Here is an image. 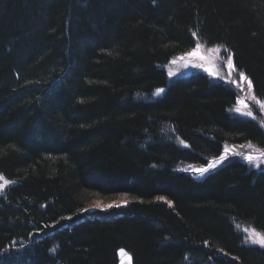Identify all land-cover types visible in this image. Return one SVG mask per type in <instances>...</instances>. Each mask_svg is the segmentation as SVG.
Returning a JSON list of instances; mask_svg holds the SVG:
<instances>
[{
	"label": "trees",
	"instance_id": "obj_1",
	"mask_svg": "<svg viewBox=\"0 0 264 264\" xmlns=\"http://www.w3.org/2000/svg\"><path fill=\"white\" fill-rule=\"evenodd\" d=\"M199 39L264 99V0H0V264H264V168L190 169L264 150L232 87L168 83Z\"/></svg>",
	"mask_w": 264,
	"mask_h": 264
},
{
	"label": "rangeland",
	"instance_id": "obj_2",
	"mask_svg": "<svg viewBox=\"0 0 264 264\" xmlns=\"http://www.w3.org/2000/svg\"><path fill=\"white\" fill-rule=\"evenodd\" d=\"M163 68L166 70L168 83L194 73H202L213 81L232 87L236 92V103L232 107V112L243 118L256 120L264 128V99L255 93L251 78L237 67L234 55L227 47L209 45L199 39L193 46L172 57ZM164 91L165 87L158 88L155 96L161 95ZM234 157L240 158L256 169L264 168V150L252 143H245L226 145L221 155L212 159L207 165L191 166L190 169L196 171L195 176L200 178ZM6 182L0 177V193L2 188L8 185ZM125 201V195H121L116 200L94 201L93 207L105 208L113 202L122 204ZM247 233L254 242L259 240V235L254 230L247 229ZM126 257L122 254V261Z\"/></svg>",
	"mask_w": 264,
	"mask_h": 264
},
{
	"label": "water",
	"instance_id": "obj_3",
	"mask_svg": "<svg viewBox=\"0 0 264 264\" xmlns=\"http://www.w3.org/2000/svg\"><path fill=\"white\" fill-rule=\"evenodd\" d=\"M16 183L15 182H11L10 184H9V186H13V185H15ZM121 264H133L132 263V260L129 258V257H127V258H125L122 262H121Z\"/></svg>",
	"mask_w": 264,
	"mask_h": 264
},
{
	"label": "snow or ice",
	"instance_id": "obj_4",
	"mask_svg": "<svg viewBox=\"0 0 264 264\" xmlns=\"http://www.w3.org/2000/svg\"><path fill=\"white\" fill-rule=\"evenodd\" d=\"M125 203H127V202H125Z\"/></svg>",
	"mask_w": 264,
	"mask_h": 264
},
{
	"label": "bare ground",
	"instance_id": "obj_5",
	"mask_svg": "<svg viewBox=\"0 0 264 264\" xmlns=\"http://www.w3.org/2000/svg\"><path fill=\"white\" fill-rule=\"evenodd\" d=\"M127 258V257H126Z\"/></svg>",
	"mask_w": 264,
	"mask_h": 264
}]
</instances>
